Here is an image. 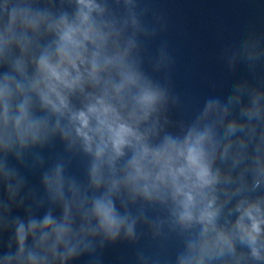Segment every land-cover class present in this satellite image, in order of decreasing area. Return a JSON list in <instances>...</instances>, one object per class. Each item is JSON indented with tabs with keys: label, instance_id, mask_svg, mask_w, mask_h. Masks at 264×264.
Returning <instances> with one entry per match:
<instances>
[{
	"label": "clouds",
	"instance_id": "1",
	"mask_svg": "<svg viewBox=\"0 0 264 264\" xmlns=\"http://www.w3.org/2000/svg\"><path fill=\"white\" fill-rule=\"evenodd\" d=\"M165 30L141 0H0V264H103L117 244L160 264L142 228L179 240L171 264H264V34L222 50L227 95L173 119L174 57L149 51Z\"/></svg>",
	"mask_w": 264,
	"mask_h": 264
}]
</instances>
